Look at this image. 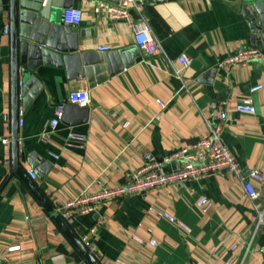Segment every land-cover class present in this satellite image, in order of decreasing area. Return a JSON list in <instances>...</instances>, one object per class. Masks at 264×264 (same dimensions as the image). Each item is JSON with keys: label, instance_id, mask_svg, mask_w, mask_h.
Wrapping results in <instances>:
<instances>
[{"label": "crops", "instance_id": "1", "mask_svg": "<svg viewBox=\"0 0 264 264\" xmlns=\"http://www.w3.org/2000/svg\"><path fill=\"white\" fill-rule=\"evenodd\" d=\"M99 1L121 0L73 2L72 8L82 11L80 25L73 26V32L82 36L80 50L99 54L104 53L99 50L102 45H111V52L133 48L128 59L137 56L135 63L101 83L90 82L86 75L73 78L66 67L52 63L31 72L40 87L33 81L26 87L20 72L18 116L12 103L9 16L0 14V138L9 139V145L0 143V258L6 257L8 264H88L52 214L61 216L59 207L86 188L95 192L128 182L145 165L147 154L164 162L175 151L191 147L208 134L220 110L227 113L223 140L243 173L258 169L264 175V62L219 66L239 49H260L252 20L264 24V12L259 11L264 0L144 3V17L164 47L163 54L153 57L143 54L126 22L109 18ZM181 55L191 64L178 76L175 69L181 66ZM259 85L260 90H252ZM79 89L90 91L89 121L78 126L62 122L47 142L42 141L56 105ZM30 93L33 98L26 103ZM245 96L253 99L255 114L235 112L239 98ZM157 99L167 107L161 108ZM124 121L130 122L127 128ZM70 130L83 133L86 141L71 144ZM164 164L171 170L177 161ZM23 176L30 178L44 201ZM254 186L256 199L249 197L238 176L211 173L145 195L110 200L97 212L77 215L73 222L61 217L100 264H239L264 209V182ZM202 196L211 201L205 212L197 206ZM152 207L175 214L192 232L186 234L164 216L151 214ZM92 227L96 232L86 244ZM151 238L157 246L149 243ZM237 242L240 245L232 250ZM10 247L19 248L9 251ZM261 260L264 222L245 264Z\"/></svg>", "mask_w": 264, "mask_h": 264}, {"label": "built area", "instance_id": "2", "mask_svg": "<svg viewBox=\"0 0 264 264\" xmlns=\"http://www.w3.org/2000/svg\"><path fill=\"white\" fill-rule=\"evenodd\" d=\"M99 7L106 13V15L114 20H124L130 30L132 31L134 42L136 46L143 52L146 57H153L155 55L163 54L164 47L162 42L155 36L152 28L144 17V3L143 0H121L119 4H113L105 1L98 2ZM67 18V14H66ZM82 20V11L80 9H71L69 13L68 22L73 26L80 25ZM9 27H6V32ZM102 52H109L112 50L111 45H102L99 47ZM181 66L175 69L176 75L180 76L183 71L191 64V59L185 55L179 57ZM255 61L264 62V51L248 47L239 49L236 53L227 56L219 63L220 67L244 65ZM23 87V83H20ZM262 86L254 87L253 91H258ZM21 96V93H20ZM161 108H166L167 103L161 99H157ZM67 104H77L80 107H86L91 104L90 91L87 89H79L70 92L66 101L58 103L54 110V117L50 122V128L42 132L41 139L47 142L52 133L61 125L64 115L65 107ZM235 112L240 114H255L256 106L251 97H240L238 103L234 107ZM217 122L209 124L208 134L196 141L191 147L181 148L164 162H157L152 160V156L146 155V163L136 172L132 173L129 181L121 185L105 186L98 191L92 192L88 188L81 191L77 196L69 199L61 207L59 212L61 216L68 222H73L77 215L93 213L100 210V208L110 200L118 201L132 195H145L154 189H161L173 185H181L190 180L198 179L211 173L225 172L229 175L238 176L244 186L245 191L250 198L256 199L259 193L256 190L255 182L263 183L264 175L258 170H251L249 173H243L235 155L230 148L225 144L222 135L223 122L227 119V113L220 110L216 115ZM130 125L129 121H124L123 127L127 128ZM71 144H80L85 142L86 137L83 133L76 130H70L69 133ZM0 143L9 145L8 138H0ZM57 157V155L52 154ZM177 161V164L171 170L165 169L164 163ZM30 176L36 177L35 173L30 170ZM197 206L204 212L211 207V201L202 196L197 201ZM150 213L154 215H161L166 218L171 225L175 226L180 231L190 234L192 228L179 219L175 214L170 211H158L155 208L150 209ZM264 222V209L259 215V221L256 226L253 238L245 247L244 259L239 264H245L252 249L253 240L256 232L260 229ZM142 227V225H141ZM96 232V227H92L84 238L87 242L91 234ZM134 238L142 243L143 238L134 235ZM149 243L157 246L158 241L154 238L149 239ZM240 243H235L232 250H236ZM19 247H10L9 251H15ZM247 257V258H246ZM0 264H8L6 257L0 258ZM121 264H126L121 261ZM196 264H204L197 262ZM226 264H233L228 262ZM258 264H264V261H259Z\"/></svg>", "mask_w": 264, "mask_h": 264}, {"label": "water", "instance_id": "3", "mask_svg": "<svg viewBox=\"0 0 264 264\" xmlns=\"http://www.w3.org/2000/svg\"><path fill=\"white\" fill-rule=\"evenodd\" d=\"M73 2L74 0H0V14L7 12L10 23L12 103L16 116H18L20 98V72L27 80L26 87L31 81L38 83L36 75L31 72L41 65H51L52 63L66 67L69 75L73 78L78 75H86L90 82L101 83L135 63L137 56L131 58L130 61L128 59L133 48L99 54L81 51L79 39L82 36L73 32V25L66 20L67 11L72 9ZM152 2L153 0H143V3ZM259 4L263 6V8H259V11L263 13L264 2H259ZM252 25L253 38L258 47L264 51V24L257 25L252 20ZM261 39H263V43ZM22 65L27 69H23ZM100 74L103 75L98 77ZM38 86L40 87L39 83ZM32 98V94H28L25 102L29 103ZM90 113L91 110L88 106L80 107L77 104H67L62 122L67 126L82 125L89 121ZM34 165L32 163V166ZM40 176L42 177V175ZM23 178L34 195L44 201L42 194L30 178L27 176H23ZM46 206L51 211L50 207ZM52 216L86 262L100 264L59 213L55 212Z\"/></svg>", "mask_w": 264, "mask_h": 264}]
</instances>
